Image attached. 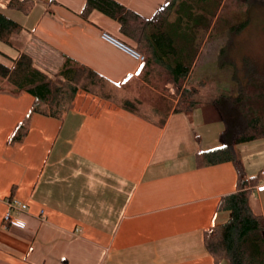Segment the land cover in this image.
Masks as SVG:
<instances>
[{"label":"crops","instance_id":"0c3cea01","mask_svg":"<svg viewBox=\"0 0 264 264\" xmlns=\"http://www.w3.org/2000/svg\"><path fill=\"white\" fill-rule=\"evenodd\" d=\"M9 1L0 0V10L24 29L13 46L46 76L84 65L120 83L140 72L142 61L115 21L99 12L81 17L84 0H35L29 15L9 9ZM117 1L147 19L165 2ZM207 17L212 29L215 18ZM183 25L192 23L183 18ZM211 29L196 32L190 74L191 83L200 61L207 63L191 83L203 103L210 102L200 98L206 82H225L214 72H231V35L215 37ZM232 80L218 87H236ZM33 103L28 93H0V264H214L203 233L228 219L218 205L237 190V173L230 162L197 167L196 154L220 145L222 121L206 122L201 108L144 118L79 90L62 119L34 114L27 136L10 144ZM236 152L248 177L262 175L253 207L264 217V191L257 190L264 185V138L240 143ZM8 201L28 206L12 212L24 228L4 221Z\"/></svg>","mask_w":264,"mask_h":264},{"label":"trees","instance_id":"16d2710c","mask_svg":"<svg viewBox=\"0 0 264 264\" xmlns=\"http://www.w3.org/2000/svg\"><path fill=\"white\" fill-rule=\"evenodd\" d=\"M254 1L165 0L154 16L147 19L117 0H84L80 13L84 20H89L94 12L112 19L132 43L130 46L144 57L138 75L127 76L120 83L84 65L66 67L53 78L36 70L12 43V37L24 30L22 25L0 10V43L15 50L0 49V93L14 96L28 93L34 97L30 111L14 128L8 142L14 144L27 136L34 114L62 119L79 90L144 118L162 121L171 113L191 114L201 108L206 122L222 121L225 130L218 147L196 154L197 167L230 162L237 173V190L224 196L218 205V210L229 212L228 219L213 224L203 233L206 251L214 264L222 260L229 264H264V217L253 207L254 189L262 181V175L248 177L236 152L238 144L264 138V67L258 70L249 56L235 60L231 54L228 64L237 86L232 93L221 94L208 103L201 102L200 89L190 83L200 48L196 45V32L211 29L207 16L215 18L211 29L214 36H226L231 28L243 27L242 23L231 28L228 25L248 15ZM35 6V0H10L7 4L9 9L24 15H29ZM176 6L178 18L170 24L169 16ZM183 18L192 23L190 28L183 25ZM232 42L230 51L234 48Z\"/></svg>","mask_w":264,"mask_h":264},{"label":"rangeland","instance_id":"374dc122","mask_svg":"<svg viewBox=\"0 0 264 264\" xmlns=\"http://www.w3.org/2000/svg\"><path fill=\"white\" fill-rule=\"evenodd\" d=\"M255 2V1H254ZM236 23H242L243 27L238 30ZM222 25V24H221ZM229 28H231V38L233 40L234 48L231 49V54L235 60H241L244 56H249L256 62V66L258 70L263 69L264 63L262 60V55L264 53V2H255L251 5L248 11V15H244L240 18H236L235 20L230 21ZM0 49L3 51H8L9 49L3 43H0ZM264 56V55H263ZM222 60V59H221ZM220 57L216 60H213V65H210L215 70L216 67L219 66ZM207 63H204V60H201L191 83L194 84L197 82V76L200 70ZM214 76L219 79H224L225 82H206V88L203 89L205 93L202 97H200L204 101L214 100L216 97L221 94H230L232 93V89L218 87L219 84L226 83L228 76L232 78V70L230 74H228L227 70L224 72L217 73L214 72ZM234 82V80H232ZM99 98V97H98Z\"/></svg>","mask_w":264,"mask_h":264},{"label":"built area","instance_id":"2783aa9c","mask_svg":"<svg viewBox=\"0 0 264 264\" xmlns=\"http://www.w3.org/2000/svg\"><path fill=\"white\" fill-rule=\"evenodd\" d=\"M107 36V35H105ZM119 46L121 47H124L122 44L116 42ZM128 50V49H127ZM132 55L138 59L139 61H143L144 60V57L135 52V51H132V50H129ZM257 190L258 191H264V185H261L259 187H257ZM7 205H8V210L6 211L5 213V216H4V221L12 226H17V227H20V228H24L25 227V223L22 222L21 220H19L18 218L14 217L12 212L13 210L15 211H18V212H23V211H26L28 206L24 203H21L19 201H8L7 202ZM44 214V211H41V215Z\"/></svg>","mask_w":264,"mask_h":264}]
</instances>
